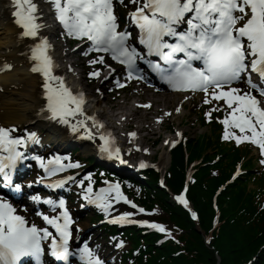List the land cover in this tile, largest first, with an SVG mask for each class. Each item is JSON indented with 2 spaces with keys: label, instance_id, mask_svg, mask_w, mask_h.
Masks as SVG:
<instances>
[{
  "label": "snow or ice",
  "instance_id": "snow-or-ice-1",
  "mask_svg": "<svg viewBox=\"0 0 264 264\" xmlns=\"http://www.w3.org/2000/svg\"><path fill=\"white\" fill-rule=\"evenodd\" d=\"M48 2L65 29L61 35L86 38L91 44L89 51L110 55L123 66L126 79L121 82L116 77L118 87H123L127 80L146 79L145 68L139 63L142 61L169 88L180 93H191L183 95L181 104L189 101L197 92L203 93L202 101L205 104L214 105L215 111L224 113L222 117H217L223 125L221 138L237 145L247 142L256 146L261 157L259 163L264 165V0H130L135 7L129 13V20L138 29L137 43L130 42V32L119 30L112 0ZM12 8L14 22L21 29L19 37L33 41L29 49L31 71L44 78L42 87L46 104L41 111H46L51 120L71 126L73 132L81 130V135L89 140L98 138L101 153L127 164L111 131L95 114L88 115L84 111V93L74 92L63 76L54 73L53 69L58 65L50 54L53 46L49 37L42 35L46 25L41 21L43 13L36 0H12ZM88 63L104 65L107 61L105 55H99ZM107 66L109 75L115 73L110 64ZM12 67L10 63H4L0 71ZM100 75V68L88 73L89 77ZM245 77L249 86L247 90L234 86ZM175 111L179 113L181 106L178 105ZM168 115L171 113L166 112L157 120L161 121ZM77 116L83 119L72 123L71 118ZM205 116L211 120V112H206ZM87 121H91L93 126L98 125L99 130L93 131ZM14 131V126H0V182L20 190L24 185L13 183L12 170L24 157L21 147L28 139L35 140L36 133L30 132L25 137L14 136ZM129 135L134 137L136 133ZM177 135L181 136L182 133L178 131ZM170 143L174 145L177 141ZM136 147L143 152L149 151L138 145ZM34 159L40 162L49 176L66 168L79 167V162L64 163L59 155L50 158L47 163L40 155L34 156ZM148 166L144 160L139 162L141 169ZM239 173L238 169L236 175ZM91 175L87 174L88 184L82 192L88 203L99 202V207L108 214L115 202L123 200L139 213H146L145 208L123 194L119 182L106 181L108 187L101 188L98 195L94 194ZM70 179L73 177L50 182L48 186L61 187L65 180ZM84 183V180L79 181L81 186ZM160 183L163 185L164 181ZM32 199L43 200L54 210L60 209L59 214L38 213L47 225L41 227L19 214L11 200L0 196V264H20L23 257L29 256L36 260V264H44L43 242L47 240L51 242V255L65 264H69L72 256H78L84 264H106L87 242L76 252L70 248L72 217L63 198L53 200L51 197L33 195ZM175 200L191 210L183 192L176 195ZM134 215V212L125 211L110 219L121 224L137 223L166 236L172 235L163 223L130 219ZM191 215L196 217L197 214L191 212ZM49 226L58 235H54ZM124 243L120 240L116 246L121 247Z\"/></svg>",
  "mask_w": 264,
  "mask_h": 264
},
{
  "label": "bare ground",
  "instance_id": "bare-ground-1",
  "mask_svg": "<svg viewBox=\"0 0 264 264\" xmlns=\"http://www.w3.org/2000/svg\"><path fill=\"white\" fill-rule=\"evenodd\" d=\"M46 6L47 3L45 1L40 3L43 13L41 21L45 22V25L46 22H49L51 15L50 12L46 10ZM12 20L13 19L6 8L4 1L0 0V66L4 63H10L13 66L10 70L0 71V123L5 125H18L19 127H25L27 125L29 127L32 126L31 130H33L34 133L35 131L37 133L45 131L44 136L49 141H51L50 139L52 136L56 137L52 141L55 144L58 143V140H60V144L64 143L66 140L76 142L77 138H74V135H68L67 138L63 136L64 139H59L54 133H63L61 129L45 123L42 120H39V118L37 120L36 114L42 105L40 94L41 85L37 75L31 71L32 65L29 62L27 53L30 41L19 37L18 34L20 31L15 27ZM55 32V28H49L46 25L44 32L45 35L51 37L55 35ZM53 47L59 60L63 58L60 46L54 44ZM75 55V53L68 54L69 57ZM73 63L76 66L79 65L77 61H74ZM140 91L144 92L142 90ZM92 92L95 94L97 93L95 91ZM141 92L137 95L138 97L124 96L125 105L117 108L113 107L110 110L104 109L101 113L107 115L106 118H109L115 126H120V130H123V128H129L136 132L145 130L148 131L149 134H155L159 130L154 127L152 120L156 118L160 113V110L162 111L164 108H167L170 103L175 105L177 102H181L182 96L177 93H171L169 95L163 93L161 94L163 96H161L153 92ZM106 101L108 100H105V103ZM100 103V100H96L95 102L93 100L92 103H88L84 111L88 115L95 114L94 108L96 109L99 107ZM149 103L150 106H147ZM181 113L182 111H180V115ZM95 116L99 119L98 115L95 114ZM77 119H79V116L71 118L72 123H75ZM87 123L91 124L92 122L87 121ZM168 126V130H178L182 133L180 126ZM161 132H165L162 127ZM25 133H30V131ZM29 141H27L29 146L34 144L32 143L33 141ZM134 141H141L143 144L144 139L136 138ZM84 145V147L88 148L85 143ZM168 160L169 154L164 150L159 157V167L164 168ZM123 228L127 229L126 226H123Z\"/></svg>",
  "mask_w": 264,
  "mask_h": 264
},
{
  "label": "trees",
  "instance_id": "trees-1",
  "mask_svg": "<svg viewBox=\"0 0 264 264\" xmlns=\"http://www.w3.org/2000/svg\"><path fill=\"white\" fill-rule=\"evenodd\" d=\"M207 144H209V141L205 140L193 142L189 147L192 151V156H200ZM179 162L181 167L182 161L180 159ZM206 175L207 170L204 167L198 169L196 184L192 187V193L190 192V196L201 217L200 224L204 228L210 225V218L213 213L211 193L216 185V183L208 181L210 188L205 190L203 182L207 180ZM147 181V184L150 185L147 187H150V189H152V186L155 187L154 177H152V181ZM169 185L173 188L178 186L172 181H169ZM229 190V194L223 192L218 196L217 201L221 209L219 220L221 223L213 233L211 246L220 256L221 264H241L255 251L258 243L263 240V236L259 235L260 225L249 220L250 214L245 208L249 202V196L244 195L242 186H238L234 190H231L230 187ZM165 195L164 192L160 191L161 197H165ZM161 199L155 193H150L148 196V201L162 206L169 221L181 227L182 233L178 235V239L182 245L168 242L160 247H151L150 244L149 247L156 249L158 253L151 262L155 264H214L215 251L204 243L187 214L163 200V198ZM144 202L147 201L145 200ZM148 241L152 242L153 237H148ZM263 258L264 252L257 256L258 262L253 264H261Z\"/></svg>",
  "mask_w": 264,
  "mask_h": 264
},
{
  "label": "rangeland",
  "instance_id": "rangeland-1",
  "mask_svg": "<svg viewBox=\"0 0 264 264\" xmlns=\"http://www.w3.org/2000/svg\"><path fill=\"white\" fill-rule=\"evenodd\" d=\"M130 93H133V92H130ZM111 100V99H110ZM116 103V102H115ZM117 103L118 104H116V108L117 107H119V106H122V105H125L124 103H120V102H118L117 101ZM105 105H106V103H104V102H102L101 103V106L97 109L98 111H102L103 109H104V107H105ZM172 106V104L170 103L169 104V107H171ZM158 108V107H157ZM195 111L193 110V106H187L186 107V109L183 111V113H182V119H188V123H186V125H182L181 124V127L184 129V131H185V134L187 135V136H193V135H196V134H198V133H200V132H202L203 130H205V128H199L197 125H192L193 124V122L194 121H192L193 119H194V117H195V113H194ZM106 119V121L108 122V123H111V120H109V119H107V118H105ZM169 121H171V123H174V124H178V118L177 119H174V117H172V118H170L169 119ZM129 129V128H128ZM161 133V136H160V139L161 138H163L166 134H167V131H165V132H160ZM166 133V134H165ZM146 136H147V144L148 145H151V143H150V141L151 140H155V139H157L158 138V136H157V133H155V135H150V134H146ZM163 148L164 147H162V143H160V144H157V145H155V147H154V149H153V151L155 152V155H152V154H150V156L149 157H144V158H146V159H149V160H151L152 162H155L156 163V161H158V157L160 156V154L162 153V151H163ZM80 151H81V153L82 152H87L83 147H82V149H80ZM154 152H153V154H154ZM168 167V164L165 166V169ZM86 226H88L89 227V225L87 224Z\"/></svg>",
  "mask_w": 264,
  "mask_h": 264
}]
</instances>
